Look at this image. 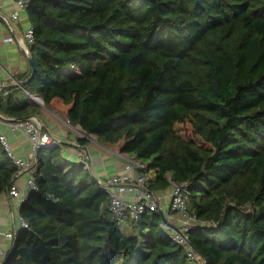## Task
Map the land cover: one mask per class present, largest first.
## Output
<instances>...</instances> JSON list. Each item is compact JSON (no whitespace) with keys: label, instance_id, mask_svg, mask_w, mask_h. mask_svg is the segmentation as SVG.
<instances>
[{"label":"trees","instance_id":"16d2710c","mask_svg":"<svg viewBox=\"0 0 264 264\" xmlns=\"http://www.w3.org/2000/svg\"><path fill=\"white\" fill-rule=\"evenodd\" d=\"M25 12L33 74L0 95V116L27 119L26 93L38 96L142 161L152 194L188 185L186 237L204 264H264V0H30ZM60 149L36 150L28 228L2 264H195L159 212L112 221L108 194ZM17 172L0 145V195Z\"/></svg>","mask_w":264,"mask_h":264},{"label":"crops","instance_id":"0c3cea01","mask_svg":"<svg viewBox=\"0 0 264 264\" xmlns=\"http://www.w3.org/2000/svg\"><path fill=\"white\" fill-rule=\"evenodd\" d=\"M13 13L18 14L19 19L17 21L11 20V14ZM28 26H30V23L26 12H19L12 0H0V82L3 80L6 81L8 77L7 75L10 74L12 82L8 81V83L10 82L8 85L9 88L14 86L19 87V84H23V82L26 81V75L31 70L27 58L25 59L22 52L23 49H26L23 36L25 29ZM9 38L12 40L5 43V41ZM15 83H17V85ZM38 115L43 117V115L39 112V109L28 116H35L39 119L40 117H38ZM61 116L66 118L64 115ZM0 117L5 118L6 121L7 119H11L4 116ZM43 119L45 118L43 117ZM41 123L42 125L44 124L43 126L47 129V121ZM47 126H50L48 134H51V138L57 142V145L62 146V149L59 151L61 158L74 164L88 163L87 169L98 182H104L109 178L129 176V174L125 172L124 165L127 161L134 160L135 156L133 158H129V155L126 153L120 154L118 153L117 147V149L115 147V149H111V145L98 143L96 137L93 136V138L91 135L86 136V138L88 137L87 139L85 138L88 142L87 145L80 147L78 140L81 138V135L75 136L68 129L65 130L64 128L53 127L57 125L52 122H49ZM0 135L7 137L10 152H12L14 156L20 158L29 156L31 146L26 137L20 132L11 131L5 123L0 122ZM138 172H136L133 177L140 174ZM27 179V175H22L16 177L12 182V186L18 190L20 197L24 200L29 194V189L26 184ZM171 191L172 188L160 191L155 190L154 194L160 204L165 220V222L162 221V226L167 223L169 228L177 230L185 225L186 222L179 214L173 212L172 210L170 211ZM122 198L126 201H135L136 195L133 193L124 194L122 195ZM21 203L22 202L19 201V199L16 200L8 198L6 192L0 195V263L5 260V256L12 247V245L4 239V234L14 232L17 233L21 230L19 223V221L22 220L19 216ZM120 225L122 232L128 236L130 232L122 223Z\"/></svg>","mask_w":264,"mask_h":264},{"label":"built area","instance_id":"2783aa9c","mask_svg":"<svg viewBox=\"0 0 264 264\" xmlns=\"http://www.w3.org/2000/svg\"><path fill=\"white\" fill-rule=\"evenodd\" d=\"M29 1L30 0H12L16 9L19 12L24 13ZM18 19L19 16L17 13L11 14V20L17 21ZM23 39L26 49H23L22 52L25 59H28L29 46L33 43V29H31L30 26L25 29ZM11 40L12 39L9 38L5 41V43H8ZM7 76L8 77L6 81L3 80L2 82H0V93L4 92L3 96L6 95V88L9 85L8 81L12 82L11 75L9 74ZM23 83H25V81ZM15 84L17 85V83ZM20 88L23 89L24 87ZM26 95L34 98L35 100H38L39 103L42 102L36 95H31L29 93H26ZM0 122L5 123L11 131L20 132L30 142L32 151L30 152L29 156L20 158L14 156L13 153L10 152L7 137L4 135H0V145L5 151V153H7L10 160H12L13 165L17 168V177L27 175L28 179L26 184L27 188L29 189V192L31 190H36L34 175L36 172L35 167L37 164V157L35 150L40 147H56L57 142H55L49 136V134L42 129V125L40 124L38 118L35 116H28L27 119L22 120L11 118L10 120L7 119V121L5 118L0 117ZM82 164L84 168L87 169L88 164ZM124 168L125 172L129 174V176L109 178L104 182L97 181L98 186H100L108 194L111 220L115 223L122 222L124 216L127 215L131 220L136 221V219H138L147 210L151 213L162 212L160 204L157 198L155 197V194H152L150 191L147 190L145 185L146 180L144 176L138 174L133 177V175H135V173L138 172L140 169H145V166L138 160L134 159V161H128L127 164H125ZM170 184L172 186L170 198V211L172 210L173 212L179 214L183 219H185L186 223L177 230L174 228H169L167 223H165L163 226L168 230L169 237H171L176 243H179L185 248L189 258L195 264H203V259H201L199 255L194 251L186 237V233L189 231V229L192 226L197 225L196 219L189 213H187V205L185 199L188 195V185L175 184L173 182H170ZM6 193L8 198L10 199H19V201L21 202L24 201V199L20 197L18 190L14 186H12L10 191H7ZM130 193L136 195L135 201H126L122 198V195ZM19 223L21 229L28 228L26 223H24L22 220H20ZM15 237V232L4 234V239L8 241L12 246L15 242Z\"/></svg>","mask_w":264,"mask_h":264},{"label":"rangeland","instance_id":"374dc122","mask_svg":"<svg viewBox=\"0 0 264 264\" xmlns=\"http://www.w3.org/2000/svg\"><path fill=\"white\" fill-rule=\"evenodd\" d=\"M10 83V82H9ZM12 84H14V83H12ZM8 88L9 87H7L6 88V90H8ZM3 93L4 92H1L0 93V95H2L3 96ZM28 97V99L31 101V103L34 105L35 104V106L39 109V112L43 115V117L45 118V119H43V117H40L39 115H38V117H40V118H42V119H38V120H40L41 122H43L44 123V121H47V124H49V122H52L53 124H55V125H57V126H53V127H60V128H64L65 130H69L70 132H72V134H74L75 136H79V135H81V137L82 138H86V136H88V135H86V136H84V134H83V132L82 131H80L79 132V129L77 128V127H69V126H71L70 124H69V122L67 121V119L66 118H64V117H62L61 116V114H58L56 111H54V110H52V109H50V108H48V107H44V105L42 104V102H40L39 103V101L38 100H35L34 98H32V97H30V96H27ZM39 121V122H40ZM40 122V124L42 125V123ZM47 124H46V127H47V129H46V132L47 133H49V130L48 129H50V126H47ZM44 125V124H43ZM43 125H42V129H43ZM45 127V126H44ZM51 127H52V125H51ZM43 130H45V129H43ZM82 133V134H81ZM51 134H49V136H50ZM83 135V136H82ZM51 137V136H50ZM91 137H93V136H91ZM88 138V137H87ZM86 138V139H87ZM94 138V137H93ZM93 140V139H92ZM28 141V140H27ZM29 142V141H28ZM29 144H30V142H29ZM30 146H31V144H30ZM111 149H115L113 146H111ZM117 149V148H116ZM37 150V149H36ZM36 150H35V152H36ZM31 151H32V147H31ZM118 153H120V154H122V152H120V150L118 149ZM36 154H37V152H36ZM129 155V158H133L134 157V155H132V154H128ZM135 159V158H134ZM137 160V159H136ZM134 161V160H133ZM139 161V160H138ZM128 162V161H127ZM140 163H142L143 165H144V163L142 162V161H139ZM86 163V162H85ZM88 164V163H87ZM127 164V163H126ZM125 166V165H124ZM145 166V165H144ZM87 168H88V166H87ZM140 173H142L141 171H140ZM145 174V176L146 177H148L149 176V174H147V173H144ZM249 210V209H248ZM128 232V231H127ZM204 264V263H203Z\"/></svg>","mask_w":264,"mask_h":264},{"label":"water","instance_id":"95a60500","mask_svg":"<svg viewBox=\"0 0 264 264\" xmlns=\"http://www.w3.org/2000/svg\"><path fill=\"white\" fill-rule=\"evenodd\" d=\"M27 61H28V64L30 65V68H31V70H30V76H29V78H28V79H30V78L32 77V74H33V65H32V63H31L30 56L28 57ZM28 79L25 81V83L20 84V87H24V86L27 84ZM42 104H43V103H42ZM159 215H160V217H161V220H162L163 222H165L162 212H160Z\"/></svg>","mask_w":264,"mask_h":264}]
</instances>
